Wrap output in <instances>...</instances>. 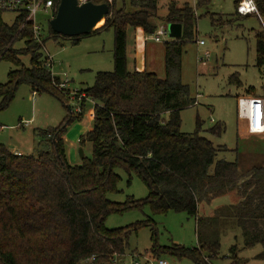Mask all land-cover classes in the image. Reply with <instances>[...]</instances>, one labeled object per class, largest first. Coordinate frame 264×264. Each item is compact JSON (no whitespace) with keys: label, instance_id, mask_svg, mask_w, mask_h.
<instances>
[{"label":"trees","instance_id":"obj_1","mask_svg":"<svg viewBox=\"0 0 264 264\" xmlns=\"http://www.w3.org/2000/svg\"><path fill=\"white\" fill-rule=\"evenodd\" d=\"M89 1L110 8L105 23L92 35L114 30V70L98 72L94 85L83 94L97 104L93 126L80 139L81 146L92 144V158L81 166L69 163L63 125L41 131L48 147L37 158L11 153L0 144V264H123L133 234L150 226L156 236L153 220L113 230L106 221L147 206L155 213H185L196 223V248L154 243L149 253L153 258L172 256L209 264L206 254L215 258L220 251L222 224L233 220L246 248L261 245L257 259L264 261V166L242 173L238 162L217 161L220 149L200 137V121L194 134L181 132V111L196 103L181 81L183 51L193 40L197 22L195 9L171 4L161 19L158 0H121V6L119 0ZM213 1L197 0L196 9L208 10ZM242 1L235 0L236 10ZM254 1L264 19V0ZM236 16L250 17L237 11ZM161 21L182 26L181 39L164 44L165 79L147 71L129 72L128 29H142L151 36ZM84 37L88 36L63 37L49 24L48 36L38 43L24 17L8 25L0 13V63L16 67L0 85V111L10 106L22 85L34 94L63 101L61 80L52 74L41 50L48 38L77 45ZM17 40L25 41L24 49L13 48ZM255 40L256 66L263 68L264 30L255 32ZM22 56H29V67ZM224 131L219 125L210 133L221 136ZM118 170H124L129 180L133 174L140 178L149 189L148 197L125 203L110 200L119 193ZM226 196L230 205L218 207L213 216L201 214L202 205Z\"/></svg>","mask_w":264,"mask_h":264},{"label":"rangeland","instance_id":"obj_2","mask_svg":"<svg viewBox=\"0 0 264 264\" xmlns=\"http://www.w3.org/2000/svg\"><path fill=\"white\" fill-rule=\"evenodd\" d=\"M158 1V17L161 19L167 16L171 4L178 8L189 6L196 11L193 40L185 45L181 67V81L189 87L190 96L196 103L181 111V132L194 134L200 121V137L220 149L217 161L238 162L242 173L252 167L264 166V138L243 135L238 102L241 97L254 95V91L264 93V67L256 66L255 40V32L264 30V19L237 17L235 0H214L208 10H197V0ZM118 4L121 6V0ZM53 17L52 12L38 14L37 21L44 28L43 39L48 36ZM17 18L14 13L3 14V21L8 25L15 23ZM166 25L161 21L158 26ZM162 40V43L148 41V47H155L162 53L164 44L172 40L169 32ZM201 42L204 44L201 45ZM24 47V40H17L13 46L16 50ZM113 48V29L84 37L77 45L69 40L48 38L41 52L44 57L51 58V72L65 84V88L58 87L59 91L65 92L64 99L60 101L48 94L37 95L29 86L22 85L10 106L0 111V144L11 153L37 158L48 147L41 131L63 125L69 163L81 166L84 159H91L92 144L85 142L81 146L80 139L93 126L92 115L97 104L85 95L80 99V94L83 95L94 85L98 72H113ZM22 60L27 67L30 66L29 56H22ZM15 69L10 62L0 63V85L7 83L9 73ZM148 72L165 79L164 52L160 57L148 54ZM164 118L167 119V115ZM219 125L225 129L221 136L210 133ZM80 150H83L84 158ZM117 174L122 179L119 193L110 195V200L125 203L129 198L143 200L148 197L149 189L135 174L131 180L124 170H118ZM231 203L227 196L221 197L211 205H202L200 212L213 216L218 207ZM150 219L153 220L156 236L153 238L150 226L141 228L137 235L133 234L123 264H151L146 257L154 243L161 247H197L195 220L185 213H155L147 206L109 216L106 227L111 230L125 228ZM220 244L215 258L206 254L209 264H264L257 259L262 252L261 245L246 248L242 232L233 220L222 224ZM162 258L170 264H195L189 259Z\"/></svg>","mask_w":264,"mask_h":264},{"label":"built area","instance_id":"obj_3","mask_svg":"<svg viewBox=\"0 0 264 264\" xmlns=\"http://www.w3.org/2000/svg\"><path fill=\"white\" fill-rule=\"evenodd\" d=\"M58 1V2H57ZM89 0H78L79 5ZM61 0H0V13H14L19 17H24L26 23L32 25L35 40L42 42L44 28L37 21L38 14L41 12H52L56 16ZM58 3V4H57ZM57 7L56 12L54 11ZM237 14L241 17L256 16L261 19L258 7L254 0H243L237 7ZM54 17L52 19H54ZM50 24V23H49ZM168 35L166 26H158L155 34L148 36L147 39L155 43H162L163 38ZM201 45L204 43L201 42ZM48 67L51 70V58L48 56ZM53 74V73H52ZM60 88H65V84H61ZM80 94V93H78ZM75 96L77 94H74ZM84 96L80 94L81 97ZM80 113V112H79ZM94 116V114L92 115ZM239 117L247 122L248 131L251 135H264V99L261 98H241L239 100ZM135 264H140L135 262ZM151 264H170L165 258L155 259Z\"/></svg>","mask_w":264,"mask_h":264},{"label":"water","instance_id":"obj_4","mask_svg":"<svg viewBox=\"0 0 264 264\" xmlns=\"http://www.w3.org/2000/svg\"><path fill=\"white\" fill-rule=\"evenodd\" d=\"M110 13L108 4H94L87 1L79 5L78 0H61L56 16L50 22L52 31L66 38L89 36L97 30L99 23L104 22ZM167 30L172 40L182 37V26L167 24ZM80 155L84 158L83 150Z\"/></svg>","mask_w":264,"mask_h":264},{"label":"crops","instance_id":"obj_5","mask_svg":"<svg viewBox=\"0 0 264 264\" xmlns=\"http://www.w3.org/2000/svg\"><path fill=\"white\" fill-rule=\"evenodd\" d=\"M148 41H151V40L147 39V35L144 33L142 29H132V28L128 29L127 31V68L129 72L131 73L132 72H144V71L148 72V54H150L152 57H160L161 55L163 56V52H164V56H165V50L161 53V51L160 52L159 50L157 51L155 47H152V49L149 48ZM248 92L250 93L251 91H248ZM241 98L264 99V93L257 94L254 91V95L249 94L248 96L241 97ZM241 98H239V100ZM241 131L245 137L255 136L258 138H264V135H261V136L251 135L248 131L247 122L244 120H242V123H241ZM15 154L24 155L22 153H17V152ZM146 258L150 263L153 260H155V258H153L151 255H147Z\"/></svg>","mask_w":264,"mask_h":264},{"label":"bare ground","instance_id":"obj_6","mask_svg":"<svg viewBox=\"0 0 264 264\" xmlns=\"http://www.w3.org/2000/svg\"><path fill=\"white\" fill-rule=\"evenodd\" d=\"M103 23H104V22L99 23L98 26H97V28H98V27H101V26L103 25Z\"/></svg>","mask_w":264,"mask_h":264}]
</instances>
